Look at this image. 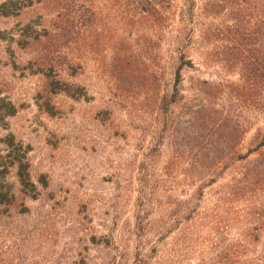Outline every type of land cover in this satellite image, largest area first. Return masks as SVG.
Listing matches in <instances>:
<instances>
[{"label": "rangeland", "instance_id": "rangeland-1", "mask_svg": "<svg viewBox=\"0 0 264 264\" xmlns=\"http://www.w3.org/2000/svg\"><path fill=\"white\" fill-rule=\"evenodd\" d=\"M18 1L0 18V105L15 108L0 156L7 135L27 148L32 187L8 168L0 264H264V191L244 179L255 156L238 160L264 132L259 0L214 16L187 0L193 66L166 116L173 20L123 0Z\"/></svg>", "mask_w": 264, "mask_h": 264}, {"label": "trees", "instance_id": "trees-1", "mask_svg": "<svg viewBox=\"0 0 264 264\" xmlns=\"http://www.w3.org/2000/svg\"><path fill=\"white\" fill-rule=\"evenodd\" d=\"M120 1V0H116ZM126 2L128 9L131 12L138 15L156 20L164 25H168L170 20L174 21L175 29L171 31V44L174 49L175 67L172 73V86L169 92L163 94L159 101V111L166 116V114L181 100L180 89L182 85V71L186 68H192V61L188 57V43L191 41L192 36L189 34L190 28L188 20L193 13V3L183 0L184 7L178 10L174 9L173 0H123ZM254 2V0H242ZM18 0H7L0 4V18H6L14 16L20 11L26 4H20ZM208 2V3H207ZM22 3V2H21ZM248 3V2H247ZM259 7L256 11L258 15L259 30H264V0H259ZM205 4H208V16L216 15L220 9L225 7L224 0H207ZM29 5V4H28ZM27 6V5H26ZM189 24V25H187ZM171 30V26L169 25ZM0 39H3V34L0 32ZM256 70V69H255ZM49 88L51 93H65L72 98H79L82 96L80 90L76 93L72 87L67 84H60L58 80H50ZM15 114V108L10 103L0 105V123L5 119L12 117ZM4 145L5 155L0 156V206L12 205L14 196L10 193L9 185L5 182L8 168L16 169V177L21 189L30 195L29 189L32 187L30 178L28 175V164L26 162V156L28 153L27 148H23L21 144L15 142L13 136L7 135L2 140ZM251 156H255L252 162L247 163ZM213 157V162L214 163ZM238 160L250 164L244 172V179L247 183L258 185L264 191V132L259 133L252 141L250 148L244 155H239Z\"/></svg>", "mask_w": 264, "mask_h": 264}]
</instances>
